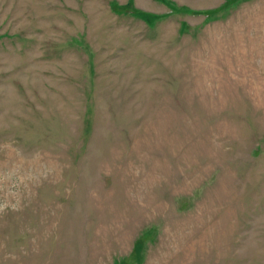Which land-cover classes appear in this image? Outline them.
I'll return each instance as SVG.
<instances>
[{"label": "rangeland", "instance_id": "obj_1", "mask_svg": "<svg viewBox=\"0 0 264 264\" xmlns=\"http://www.w3.org/2000/svg\"><path fill=\"white\" fill-rule=\"evenodd\" d=\"M0 264H264V0H0Z\"/></svg>", "mask_w": 264, "mask_h": 264}]
</instances>
